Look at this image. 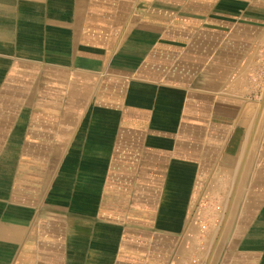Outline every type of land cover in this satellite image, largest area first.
<instances>
[{
	"label": "crops",
	"instance_id": "crops-1",
	"mask_svg": "<svg viewBox=\"0 0 264 264\" xmlns=\"http://www.w3.org/2000/svg\"><path fill=\"white\" fill-rule=\"evenodd\" d=\"M0 264H264V0H0Z\"/></svg>",
	"mask_w": 264,
	"mask_h": 264
},
{
	"label": "built area",
	"instance_id": "built-area-1",
	"mask_svg": "<svg viewBox=\"0 0 264 264\" xmlns=\"http://www.w3.org/2000/svg\"><path fill=\"white\" fill-rule=\"evenodd\" d=\"M260 96V95H259ZM202 229H205V227H206V223H204V224H202Z\"/></svg>",
	"mask_w": 264,
	"mask_h": 264
}]
</instances>
